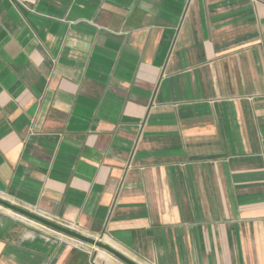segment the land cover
<instances>
[{"label": "crops", "instance_id": "0c3cea01", "mask_svg": "<svg viewBox=\"0 0 264 264\" xmlns=\"http://www.w3.org/2000/svg\"><path fill=\"white\" fill-rule=\"evenodd\" d=\"M0 198L137 264H264V0H0ZM90 248L0 206V264Z\"/></svg>", "mask_w": 264, "mask_h": 264}, {"label": "water", "instance_id": "95a60500", "mask_svg": "<svg viewBox=\"0 0 264 264\" xmlns=\"http://www.w3.org/2000/svg\"><path fill=\"white\" fill-rule=\"evenodd\" d=\"M0 206L15 213L18 214L26 219H29L31 221H34L46 228H49L61 235H64L66 237H69L71 239L77 240L81 243H84L86 245L95 247L97 249H101L105 252H107L108 254H110L111 256H113L115 259L119 260L120 262H122L123 264H137L134 261H132L131 259H129L128 257H126L125 255H123L122 253H120L119 251H117L116 249H114L113 247L109 246L108 244L102 242L99 239H94L91 238L89 236H86L78 231H75L67 226H64L60 223H57L55 221H52L50 219H47L45 217H42L36 213H33L27 209H24L22 207H19L15 204H12L8 201H5L4 199L0 198Z\"/></svg>", "mask_w": 264, "mask_h": 264}, {"label": "rangeland", "instance_id": "374dc122", "mask_svg": "<svg viewBox=\"0 0 264 264\" xmlns=\"http://www.w3.org/2000/svg\"><path fill=\"white\" fill-rule=\"evenodd\" d=\"M90 247H91L90 249L92 252L94 262H97L99 264H123L122 262L115 259L113 256H111L107 252H105L101 249H97V248L92 247V246H90Z\"/></svg>", "mask_w": 264, "mask_h": 264}]
</instances>
